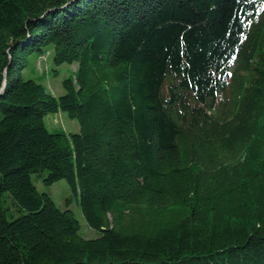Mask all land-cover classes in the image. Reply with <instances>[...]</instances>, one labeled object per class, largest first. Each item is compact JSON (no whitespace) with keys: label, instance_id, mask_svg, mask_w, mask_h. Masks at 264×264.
Here are the masks:
<instances>
[{"label":"trees","instance_id":"16d2710c","mask_svg":"<svg viewBox=\"0 0 264 264\" xmlns=\"http://www.w3.org/2000/svg\"><path fill=\"white\" fill-rule=\"evenodd\" d=\"M0 264H264V0H0Z\"/></svg>","mask_w":264,"mask_h":264},{"label":"rangeland","instance_id":"374dc122","mask_svg":"<svg viewBox=\"0 0 264 264\" xmlns=\"http://www.w3.org/2000/svg\"><path fill=\"white\" fill-rule=\"evenodd\" d=\"M76 68V63H63L56 65L54 64L52 57H50L49 60L43 58L39 61L37 70L32 72V76H34L37 80H41V78L38 77L39 71L40 74L43 75L42 82L47 86V88L54 95L60 96L65 91L62 83L63 79L72 75ZM45 120L51 131L63 129L70 134L71 132H77L80 129L79 121L70 117L64 111L50 113L46 115ZM45 175L46 171L33 174V180L37 184L39 190L48 192L60 208H68L73 212L81 224L82 235L86 237L98 236L100 232L88 224L79 205V196L74 193L68 181L66 179H60L51 184H46L43 180Z\"/></svg>","mask_w":264,"mask_h":264}]
</instances>
